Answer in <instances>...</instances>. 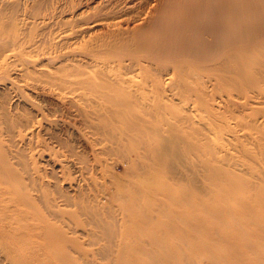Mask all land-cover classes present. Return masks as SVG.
<instances>
[{"label":"bare ground","instance_id":"obj_1","mask_svg":"<svg viewBox=\"0 0 264 264\" xmlns=\"http://www.w3.org/2000/svg\"><path fill=\"white\" fill-rule=\"evenodd\" d=\"M261 25L264 0H0V264H264Z\"/></svg>","mask_w":264,"mask_h":264},{"label":"rangeland","instance_id":"obj_2","mask_svg":"<svg viewBox=\"0 0 264 264\" xmlns=\"http://www.w3.org/2000/svg\"><path fill=\"white\" fill-rule=\"evenodd\" d=\"M260 28H261L262 30H264V25H261ZM119 170H122V168H121V169L119 168Z\"/></svg>","mask_w":264,"mask_h":264}]
</instances>
